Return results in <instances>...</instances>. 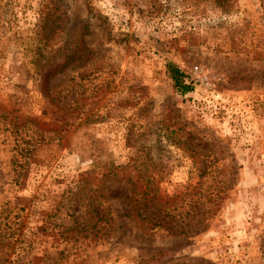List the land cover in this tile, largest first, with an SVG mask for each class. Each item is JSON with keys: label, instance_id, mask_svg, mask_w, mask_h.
Wrapping results in <instances>:
<instances>
[{"label": "rangeland", "instance_id": "obj_1", "mask_svg": "<svg viewBox=\"0 0 264 264\" xmlns=\"http://www.w3.org/2000/svg\"><path fill=\"white\" fill-rule=\"evenodd\" d=\"M0 264H264V0H0Z\"/></svg>", "mask_w": 264, "mask_h": 264}, {"label": "trees", "instance_id": "obj_2", "mask_svg": "<svg viewBox=\"0 0 264 264\" xmlns=\"http://www.w3.org/2000/svg\"><path fill=\"white\" fill-rule=\"evenodd\" d=\"M167 71L170 74V77H171V79L173 81V86L175 87L177 92H179L181 94H186V93L194 90L193 83L192 82H187V80H186V77H188V75L183 70H181L177 65H175L172 62L168 63L167 64ZM190 137H194V136L190 134ZM116 168H117L116 171L112 170L109 173H113L116 176H119L120 173H123L122 177L126 178L127 181L133 185L132 189L135 191V193H137V194L140 193V194H144V196H149L148 194H150L152 188H150V186L148 184L144 185V188H143V186H139L141 184H140L139 180L136 179L135 175H133L132 172H128L127 171L128 169L125 166H121L120 165V166H117ZM206 170H207V167L204 170V172H206ZM138 188H140V189L138 190ZM157 197H158V194H155L154 199H156ZM169 215H171V214H168V216ZM136 218L142 223V227L145 230H153L155 226H159V227L162 226L161 228H164L167 231L168 230L169 231H174L173 230L174 228H170L169 226L165 227L162 223H158L157 221L154 222L153 218H151L148 215H144L141 212H137ZM171 218H173V217H171ZM111 220H112V217H109V218H106L105 221L107 223H110ZM98 224H99V221H97L93 225V227L98 226ZM172 227H174V226H172ZM110 228L112 229V225L111 224H110ZM162 252H164V251L159 252V255Z\"/></svg>", "mask_w": 264, "mask_h": 264}]
</instances>
